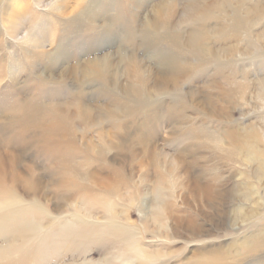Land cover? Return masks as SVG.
Wrapping results in <instances>:
<instances>
[{"label":"rangeland","instance_id":"rangeland-1","mask_svg":"<svg viewBox=\"0 0 264 264\" xmlns=\"http://www.w3.org/2000/svg\"><path fill=\"white\" fill-rule=\"evenodd\" d=\"M0 264H264V0H0Z\"/></svg>","mask_w":264,"mask_h":264},{"label":"bare ground","instance_id":"bare-ground-1","mask_svg":"<svg viewBox=\"0 0 264 264\" xmlns=\"http://www.w3.org/2000/svg\"><path fill=\"white\" fill-rule=\"evenodd\" d=\"M237 19H238V18H237ZM12 223H13V222H12ZM10 224H11V223H10ZM21 225H23V224H21ZM10 226H11V225H10ZM12 226H13V224H12ZM14 227H15V226H14ZM26 228H27V227H22L21 229H23V230H24V229H26ZM18 229L20 230V228H18ZM18 229H17V230H18ZM12 230H14V229H12ZM12 230H10V231H12ZM20 231L23 233V231H22V230H20ZM20 231H19V232H20ZM15 234H17V231H16V233H15ZM24 235H26V234H24ZM24 235H23V236H24ZM23 236H22V239L25 237V236H24V237H23ZM142 255L144 256V254H142ZM139 256H140V255H139ZM146 258H147V257H146ZM143 260H144V259H143Z\"/></svg>","mask_w":264,"mask_h":264}]
</instances>
